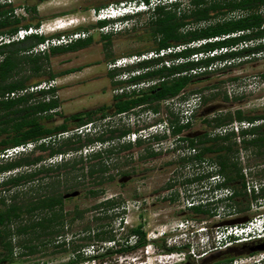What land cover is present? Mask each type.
<instances>
[{"label": "trees", "instance_id": "trees-1", "mask_svg": "<svg viewBox=\"0 0 264 264\" xmlns=\"http://www.w3.org/2000/svg\"><path fill=\"white\" fill-rule=\"evenodd\" d=\"M13 9V4L0 6V34L15 32L20 27L39 26V22L34 24L32 22L22 23L20 18L9 14L12 13ZM234 10L244 11L246 15L240 14V16H229L224 17L222 20L212 21L213 18L228 14ZM144 12L148 15L145 25L147 33L152 40V46L146 50H138L136 54L149 51V49L159 50L171 45L185 44L199 39H209L222 35H228V37L207 42L200 47L186 48L180 52L168 54L165 57L138 62L123 69L112 70L110 76L122 70L130 71L131 69H136V71H139L126 80L113 82L115 86L134 85L148 80L159 81L144 89H133L130 92L115 94L112 105L108 107L100 106L96 109L71 114L65 117L63 122L54 126H48L45 121L50 120L53 113H56L55 109L59 107V100L54 97L56 91L54 87L28 92L15 98H5L4 96L8 92L44 81L42 79L46 81L54 80L58 74L52 72L43 74L46 71L43 61L48 60L51 55L57 53L84 48L90 45L92 37L81 38L66 45L52 46L44 52H33L32 50L36 45L44 42L47 37L59 36L60 34L55 33L50 36L31 34L20 41L0 44V151L6 147L36 142L42 137L52 136L58 132L65 131L71 123L82 125L92 122L94 119L104 118L109 114L122 112L128 114L135 111V108L158 112L162 101L176 96L184 99L187 87L194 81L200 80L206 74L203 72L188 75L189 70L202 66L206 67L216 61L244 58L264 51V44L259 43L255 47L226 50L224 53L200 59L199 61H186L170 66L164 64L166 59L187 58L194 53L230 48L243 41L264 38V31L261 30V25L264 23V0H189V5L186 8H181L180 2H174L170 5H159L153 10ZM140 14L141 12L127 16V19ZM110 22V20H98L91 27L97 26L101 28ZM201 22L204 25L200 27L192 26V24ZM78 30H87V27H78L73 31ZM237 32L242 33L230 36ZM111 38V32L100 35L101 41L105 42V50L109 48L108 45H110ZM218 95L213 93L209 97H204V102L211 99L214 100ZM221 98L228 100L225 94ZM113 108L114 112L111 111ZM235 120L259 122V124H255L248 129H241L238 134L227 132L225 134L212 135L205 130L203 134L196 138H190L188 133H184L178 139L186 141L187 148H197V153L188 154L181 158L180 163L183 165L195 160H202L204 157L206 158L207 154L214 156L215 161L219 165V172L225 176V185L231 186L234 191L229 199L236 204L237 210L240 212L248 210L250 204L257 198H264V188L258 193H246L243 173L245 166L243 167L240 164L238 157L235 155L237 150L236 136L240 137L242 147H252L259 157H263L264 114H245L242 110H235L232 114H218L211 119H204L203 123L215 128ZM171 124L173 125L171 131L173 135L182 134L191 127L190 123L179 124L178 117L174 115ZM131 131V128L122 126L108 129L106 134L98 136L81 137L75 135L60 139L55 138L54 141L37 144L31 151L12 158L10 161L0 162V174L22 166H35L53 155L67 153V151H78L83 146L92 144L95 141L106 142L114 138H121ZM161 137L164 136H154L156 139ZM142 141L139 139L135 143L129 142L115 148L110 147L105 149L104 153L110 155L114 153V149L119 151L130 149L131 146L138 145ZM154 155H156V152H148V156L152 157ZM85 161H87L85 164H88V166H83L84 158L82 156L72 161L57 164L55 168L57 177L62 174L66 175L68 173L67 169L74 171L76 169V172L81 171L74 176L75 187L72 189L65 187V193L75 191L77 188H83L87 194L96 196L102 191L101 187L106 179L104 173L107 171L106 157H103L101 152H93L88 155ZM78 164L80 165L77 168ZM61 169H63L62 172L60 171ZM51 171H54V168L40 165L31 172L8 176L0 181V264L13 261L14 245L12 241L15 236L23 237L25 240L22 244L23 247L28 249L30 253H35L40 252L51 239L54 240L60 235L66 221L63 214V194L65 193H40L31 197L28 190H19L9 195L8 198L2 195V191H10L12 188L20 187L24 183L34 182ZM200 179L201 177L197 176L186 179V182L199 181ZM59 182V179H57L49 186L55 189ZM121 203L120 200L115 198H107L94 205L93 208L95 210L103 212L101 216H93L92 218L94 222H98L95 231L91 234L90 226L86 225L84 231H88V235L80 238L82 240L81 243H74L73 239H63L56 243L54 248L71 255L67 261L58 264H76L86 261L100 263V261H106L108 255L119 254L124 255L122 257H126L130 252L144 247L148 241L142 224L129 229L124 240L116 239L110 229L102 228L104 227L101 223L103 219H112L113 217L112 215H107V212L116 209ZM188 209L209 217L213 215L210 203L193 206ZM75 213H77L75 215L77 218L83 215L82 212L77 211ZM248 218L250 216L242 215L231 221ZM131 236L135 237V241L132 244L128 242ZM99 241H111L114 245L96 249L93 246L92 250L85 248L92 251L91 254H87L84 247H87L89 242ZM263 242L233 244L223 250L212 252L202 257L200 264H229L237 256L251 254L248 251ZM163 246L167 247L165 248L167 252L185 249V247L166 246V243ZM184 264L194 263L190 261V256H187Z\"/></svg>", "mask_w": 264, "mask_h": 264}, {"label": "rangeland", "instance_id": "rangeland-1", "mask_svg": "<svg viewBox=\"0 0 264 264\" xmlns=\"http://www.w3.org/2000/svg\"><path fill=\"white\" fill-rule=\"evenodd\" d=\"M13 1L19 8H23L22 10H17L18 14H13L14 17L20 18L22 23L32 22L34 24L35 22H39V26L45 32L43 33L45 36L55 33H69L78 27H87L85 31L88 33V36L92 37L90 45L84 48L76 51L57 53L51 55L48 60L43 61L46 67V71L43 74L47 72L58 74L54 79L55 83L53 87L56 89L54 97L58 98L59 107L55 109L56 113H53L50 120H45L48 126L60 124L64 121L65 117L77 112L96 109L100 106L108 107L113 100V96L119 93L120 90L121 92L133 90L131 89V85L115 86L113 82L126 80L139 71H136V69H131L130 71L122 70L110 76L112 70L126 68H111L110 64L120 57L136 54V51L146 50L152 46V40L147 33L145 25L148 19L147 13L141 12L138 16L130 17L127 28L121 31H111L112 38L110 45L105 50V42L101 41L100 35L108 32L97 26L91 27V25L94 26L97 22L92 16V11L110 3L124 0ZM178 2H180L181 8H186L189 5L188 0H180ZM229 16V14L219 15L213 18L212 21L222 20L223 17ZM202 25H204L203 22L192 24L194 27ZM213 64L212 66H214ZM207 68L205 76L187 87L184 99L194 97L195 94L200 97H209L213 93H217L219 95L214 100H208L207 104L202 105L199 110H202L211 103L218 107L215 112L206 118L203 116L193 118L190 129L206 130L210 134L217 133L214 127L203 123L204 119H211L218 114H232L235 110H242L245 114L261 113L264 110L263 52L250 55L248 58H239L230 64H225L224 67H218L214 70L209 69V67ZM41 77L43 78V76ZM223 94L228 97V100L221 98ZM181 100V98H176L167 103L162 101L158 109L159 114L156 117H150L148 113L150 110H145L146 113L143 116H137L135 111H133L124 117L109 114L104 118L94 119L90 122L93 129L89 133L79 136L91 137L103 135L107 133L108 129L122 126L137 130L159 121L167 120L170 123L173 115L179 116L180 103L178 104V102ZM76 126L79 125L71 123L67 130H71ZM187 132L188 129L179 134V136ZM156 136L164 137L159 139L151 137L148 140H143L138 145L131 146L130 149L122 151L114 149V153L110 155L104 153V150L126 143H122L121 138L102 142L103 146L96 151L101 152L102 156L106 157L105 163H107V171L104 173L106 179L102 184V191L96 196H91L83 188H77L79 195L63 199V214L66 221L60 235L54 238V240L51 239L40 252L35 253H30L28 249L23 247L22 244L25 241L23 237L15 236L12 241L14 245L13 261L1 264H58L67 261L71 256L70 253L57 250L54 248V245L63 239H73L74 243H81L82 240L80 238L88 235V231H84L86 225L90 226L91 234H93L98 222H94L92 218L93 216H101L103 213L95 210L93 206L107 198H115L122 203L116 209L107 212V215H112L113 217L112 219H103L101 223L104 227L102 228L110 229L116 239L124 240L129 229L142 224L143 230L146 233V239L147 237L152 238L153 247L157 248V251L152 253L151 256H147L144 253L145 248L142 247L130 252L126 257H122L124 255L112 254L108 255L104 262L94 263L93 261H86L76 264H133L134 262L138 263L141 261L146 262L145 264H173L172 262L178 261V255L164 256L171 252L165 250L167 248L163 246L165 239L159 235L163 231H168L170 234L169 231L177 224L182 225L180 230L181 236L174 238L169 243L174 242L180 247H185V249H182L183 251L190 250V246L194 245V248L200 252L201 244L205 238L202 236L200 227L206 226L208 235L211 237L216 222L213 221L215 218H212V216L197 214L184 205V200L190 195V191L198 188L201 184L200 180L196 183L186 182V179L195 176V169L197 167L193 162H189L186 165L180 163L181 158L188 155L186 141L178 139L177 135H173L172 132ZM236 144L237 150L235 155L238 157L240 164L243 167L245 166L249 180L263 185L264 161L255 153L254 148L242 147L240 137L236 136ZM70 152L73 155L67 156L62 161L54 164L45 163L44 160L35 166H22L0 174L1 181L8 176L31 172L40 165L54 168V171L48 172L46 176L43 175L34 182L24 183L22 186L12 188L10 191H2V195L8 198L9 195L19 190H28L29 195L33 197L40 193L62 194L65 193V187L72 189L75 187L74 176L81 171L76 172V169L75 171L67 169L68 173L66 175L62 174L57 177L55 174L57 164L72 161L82 156L84 158L83 166H88V164H85L87 162L85 160L91 153L84 156L78 153L79 151ZM148 152H156V155L150 157L148 156ZM206 159L215 162L212 154H207ZM5 161L10 160L0 162ZM79 165H77V168ZM60 171L62 172L63 169ZM123 176H131V178L127 182H119V179ZM57 179L60 182L53 189L49 185L53 184ZM234 205L236 206L235 203ZM77 211L82 212V217H75L77 215L75 212ZM261 211L263 210L250 204L248 210L238 211V214L232 218L242 215L252 217ZM109 244L107 241L89 242L84 249L89 248V250H92L93 246L96 249L109 246ZM167 245L168 243H166ZM85 250L87 254L92 253L88 249ZM200 259L190 255V261L194 264H200ZM186 260L187 257L184 261H178L175 264H184Z\"/></svg>", "mask_w": 264, "mask_h": 264}, {"label": "built area", "instance_id": "built-area-1", "mask_svg": "<svg viewBox=\"0 0 264 264\" xmlns=\"http://www.w3.org/2000/svg\"><path fill=\"white\" fill-rule=\"evenodd\" d=\"M180 0H124L120 2H113L106 6H102L101 8L94 9L92 11V16L95 19V21L103 20L105 18L113 17L118 14H123L125 12H136L138 10L143 11H149L153 10L156 6L159 5H170L174 2H178ZM189 2V0H188ZM7 4H13L14 9L11 14H18L17 10L23 9L19 8L13 0H0V6H4ZM100 29L105 30V32H111V31H120L123 30L121 26H117L114 28H108V27H101ZM45 33L41 26H28V27H20L15 32L9 33V34H0V44L3 43H10L14 41H20L23 40L26 36L31 34H38L43 35ZM242 32L234 33L230 36L238 35ZM88 36V33L85 30H78V31H72L69 33H63L59 36L54 37H47V39L39 43L33 48V52H44L47 51L52 46H58V45H66L71 42H74L81 38H86ZM228 37V35H222L219 37H213L209 39H199L195 41H191L185 44H177V45H171L166 48H161L159 50H149L146 52H142L140 54H130L127 56H123L118 58L117 60H114L111 64V68H122L127 67L133 64H136L138 62H142L148 59L157 58V57H165L168 54L180 52L186 48H193V47H200L207 42L215 41L219 39H223ZM263 39H257V40H249V41H243L239 44L231 47V50H238L242 48L247 47H254L255 45L259 44ZM216 50V49H215ZM212 50L209 51V53H206L204 55H201V53H194L190 55L187 58L184 57H178L174 59H166L164 61V64L166 66L170 65H178L180 63L186 62V61H199L202 58L206 57H212L215 56L216 51ZM225 51V48H220L218 51ZM264 53V51H262ZM260 52V53H262ZM248 58V57H246ZM238 58L235 59H229L225 61H216L209 66H202L199 68L191 69L188 71V74H199L206 72L209 67V69L214 70L218 67H224L225 64H230L233 61H236ZM212 64L214 66H212ZM219 64V65H218ZM212 67V68H210ZM214 67V68H213ZM206 70V71H205ZM210 70V71H211ZM159 80H148L144 82H140V84H134L131 85V89H139L140 87H148ZM55 80H44L37 84H32L30 86H27L25 88L8 92L5 94V98H15L21 95H24L28 92H36L43 89H49L54 86ZM142 85V86H141ZM121 92V90H120ZM200 96H197L195 94L194 97H189L186 99H182L178 102L180 103V109H179V116H178V123L179 124H186L191 120L192 115L195 112L196 107L198 106L200 102ZM176 97L166 99L164 102L173 101ZM150 117H156L159 113L148 111ZM127 115V113H121L118 116L124 117ZM257 124V122H249V121H232L226 125L220 126L216 128L218 134H225L227 132H234L238 134L241 129H248L252 126ZM173 128V125L171 123H168L167 120L159 121L153 124H150L147 127H143L137 130H132L130 133H127L126 135L121 137L122 143H129V142H136L137 140H148L151 137H154L156 135L165 134L166 132L168 134L171 133ZM92 124L90 122L76 126L72 128L71 130H65L58 132L57 134H54L52 136L42 137L36 142H28L25 144L15 145L6 147L3 150L0 151V160H10L12 158H15L23 153L31 151L37 144L41 143H48L50 141H54L56 139H60L61 137H69L73 135H84L86 133H89L92 130ZM217 133H213L217 134ZM159 145V144H156ZM103 146L102 142L95 141L92 144L85 145L82 147V149L78 150V153L83 154L84 156L96 152L97 150L101 149ZM188 154H195L197 153V148H187ZM73 155L72 152H67L63 154H56L53 155L45 160V163L54 164L57 162L62 161L65 157ZM193 164L197 167L195 170V176L193 177H201L200 181L201 184L198 186V188H194L190 191V195L187 196L184 200V205L188 208H191L193 206L197 205H205L210 203L212 205V218H215L213 220L216 222L214 225V232L211 237L204 236L203 242L201 244L200 252L194 248V245L190 246V250L183 251V250H174L171 253H168L167 257H170L173 254L178 255V261H184L187 256L193 255L197 258H202L204 256H207L208 254L216 251L223 250L233 244L237 243H257V242H263L264 240V199L263 198H257L251 205L256 206L257 208H260L261 212L258 214L242 220L240 222L235 223H229L231 221L233 216H236L238 214L237 207L234 205V203L229 199L232 197L234 191L231 186L225 185V176L219 172V165L208 161L206 158H203L202 160H195L193 161ZM201 165L200 167H198ZM243 173L245 176V191L247 194L252 193H258L262 188H264V184H258L256 181L249 180L248 173L246 171V168H243ZM192 177V178H193ZM197 181H194L196 183ZM233 203V204H232ZM230 218V219H229ZM232 218V219H231ZM205 221V220H204ZM201 230L206 229V226L200 227ZM154 238V237H153ZM156 238V236H155ZM154 238V239H155ZM148 243L144 246V253L147 256H151L152 253L156 252L157 248L153 247L152 244V238H148ZM135 237L131 236L128 240L130 244L134 243ZM109 246L114 245V243ZM167 246H171L172 243L167 242ZM179 246V245H177ZM163 256V255H162ZM264 260V251H257L255 253L251 254H244L235 257L232 262L229 264H259ZM172 262L175 264L176 262ZM146 263V262H145ZM143 261L139 262L138 264H145ZM133 264H136L134 262Z\"/></svg>", "mask_w": 264, "mask_h": 264}, {"label": "clouds", "instance_id": "clouds-1", "mask_svg": "<svg viewBox=\"0 0 264 264\" xmlns=\"http://www.w3.org/2000/svg\"><path fill=\"white\" fill-rule=\"evenodd\" d=\"M139 12H144L143 10H138L136 12H125L123 14H118L116 16H113V17H109V18H105L103 20H110L111 22L108 23L105 27H108V28H114V27H117V26H121L122 29H125L128 27V19H127V16H132V15H135L136 13H139ZM113 21V22H112ZM239 44V43H238ZM237 45V44H236ZM235 46V45H234ZM233 47V46H232ZM231 48V47H230ZM230 48H225V51L226 50H231ZM243 49V48H242ZM219 49H216V54L215 55H218V54H221V53H224L225 51H218ZM240 50V49H238ZM201 55H204L206 53H209V52H200ZM207 58V57H206ZM202 59H205V58H202ZM239 59V58H238ZM225 61V60H224ZM181 224H177L174 228H172L169 232L170 234L168 233V231H163L159 236L161 238H164L165 239V243H167L168 241L170 242L171 240H173L174 238L176 237H180L181 236ZM202 231V236H209L208 235V231L206 229H203L201 230ZM172 245L171 246H175L176 248H179L180 246H177V243H174V242H171ZM142 262V261H141ZM139 263V262H138ZM136 263V264H138Z\"/></svg>", "mask_w": 264, "mask_h": 264}, {"label": "flooded vegetation", "instance_id": "flooded-vegetation-1", "mask_svg": "<svg viewBox=\"0 0 264 264\" xmlns=\"http://www.w3.org/2000/svg\"><path fill=\"white\" fill-rule=\"evenodd\" d=\"M230 16H240V14H243V15H246V12H244V11H239V10H234V11H231L230 13H228ZM223 16V15H222ZM263 16H264V14H263ZM224 18V17H223ZM261 30H263L264 31V23L261 25ZM262 39H263V37H262ZM261 40V39H260ZM260 44H264V41L263 42H259ZM257 45H259V44H257ZM257 45H255V46H257ZM254 46V47H255ZM255 54H257V53H254V54H251V55H255ZM250 56V55H249ZM248 56V57H249ZM188 74V73H187ZM188 75H193V74H188ZM142 88H145V87H142ZM140 89V88H139ZM138 90V89H137ZM123 92V91H122ZM122 92H119V93H122ZM119 93H117V94H119ZM195 94V93H194ZM193 95V94H192ZM176 98H180L179 96H176ZM207 102L208 101H205L204 102V97L202 96L201 98H200V102H199V104H198V106L196 107V109H195V112H194V114L192 115V117H191V120L188 122V123H190L191 124V122H192V120H193V118H195V117H197V116H203L204 118H206V117H208L210 114H212L213 112H215L216 111V109L215 110H213V111H208L209 110V108H211V107H213V106H215V105H213V103H211L210 105H208V106H206L205 108H203L202 110H199L200 109V107L202 106V105H206L207 104ZM113 104V100H112V102H111V104L110 105H112ZM136 110H135V114H137V116L139 115V116H143V114L144 113H146V111L145 110H142L141 108H135ZM149 110V109H148ZM112 112H114V108L111 110ZM151 111V110H150ZM218 111V110H217ZM122 113H125V112H122ZM140 113H141V115H140ZM159 113V112H158ZM262 114H264V110H262V112H261ZM119 114H121V113H115L114 115H119ZM200 114V115H199ZM255 114H259V113H255ZM171 123V122H170ZM188 123H186V124H188ZM216 128H218V127H215V129ZM190 129V128H189ZM188 129V136L190 137V138H196V137H198L199 135H201V134H203V132L205 131V130H192V129H190L189 130ZM177 137H180L179 135H177ZM135 143V142H134ZM263 145H264V142H263ZM261 159H262V161H264V155H263V157L261 156ZM213 162V161H212ZM214 163H216V164H218L216 161L214 162ZM264 263V260L262 261V262H260L259 264H263Z\"/></svg>", "mask_w": 264, "mask_h": 264}, {"label": "water", "instance_id": "water-1", "mask_svg": "<svg viewBox=\"0 0 264 264\" xmlns=\"http://www.w3.org/2000/svg\"><path fill=\"white\" fill-rule=\"evenodd\" d=\"M218 106H213L211 108H209L208 111H213L215 109H217ZM131 178V176H123L122 178L119 179V182H127L129 179ZM79 195V191L75 190L72 192H68L63 194V198H70V197H75ZM235 222H240V221H229V223H235ZM257 251H264V243H260L257 244L255 247L251 248L248 252L252 253V252H257Z\"/></svg>", "mask_w": 264, "mask_h": 264}]
</instances>
